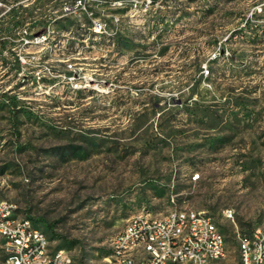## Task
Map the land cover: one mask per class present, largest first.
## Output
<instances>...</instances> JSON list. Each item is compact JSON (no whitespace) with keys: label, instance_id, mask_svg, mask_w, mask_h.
Wrapping results in <instances>:
<instances>
[{"label":"rangeland","instance_id":"374dc122","mask_svg":"<svg viewBox=\"0 0 264 264\" xmlns=\"http://www.w3.org/2000/svg\"><path fill=\"white\" fill-rule=\"evenodd\" d=\"M0 198L71 264L174 208L241 264L264 221V0H0Z\"/></svg>","mask_w":264,"mask_h":264},{"label":"built area","instance_id":"2783aa9c","mask_svg":"<svg viewBox=\"0 0 264 264\" xmlns=\"http://www.w3.org/2000/svg\"><path fill=\"white\" fill-rule=\"evenodd\" d=\"M81 3V1H80ZM210 74L209 68L203 70ZM199 174L194 175V179ZM232 217L230 209L224 210ZM0 237L9 264H71L66 249H53L46 231L20 217L0 198ZM241 264H264V221L238 236ZM227 240L205 210L174 208L161 217L142 212L130 217L113 237L108 264H216L227 255Z\"/></svg>","mask_w":264,"mask_h":264}]
</instances>
